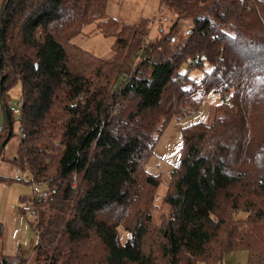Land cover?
Returning a JSON list of instances; mask_svg holds the SVG:
<instances>
[{"label": "trees", "instance_id": "16d2710c", "mask_svg": "<svg viewBox=\"0 0 264 264\" xmlns=\"http://www.w3.org/2000/svg\"><path fill=\"white\" fill-rule=\"evenodd\" d=\"M79 1L5 0L0 20V104L10 139L8 93L20 85L25 134L12 162L53 192L48 202H21L67 214L46 221L41 214L33 264H183V255L185 264H216L234 249L263 262L264 151L256 149L264 143V0H170L178 16L166 35L179 18L190 16L192 25L169 56L139 55L148 30L107 16L109 0L92 11ZM95 18L115 37L107 59L70 42ZM232 52L247 64L239 68ZM185 62L210 68L195 82L179 72ZM211 92L230 97L215 105L209 124L181 128L180 162L164 184L166 211L155 225L146 208L161 180L146 163L167 122L193 114ZM7 133L3 120L0 142ZM238 210L244 219H233ZM122 224L130 234L124 243Z\"/></svg>", "mask_w": 264, "mask_h": 264}, {"label": "rangeland", "instance_id": "374dc122", "mask_svg": "<svg viewBox=\"0 0 264 264\" xmlns=\"http://www.w3.org/2000/svg\"><path fill=\"white\" fill-rule=\"evenodd\" d=\"M80 9L87 7L89 10L102 9L103 0H89L85 3L83 0L79 1ZM170 0H109L106 4L105 14L114 17L126 24H136L148 30L146 40L142 43V50L138 54H142L145 50L148 53H163L171 55L177 51L181 44L186 39L188 29L192 25L190 16L179 18L175 27L168 35L169 28L176 20L178 14L168 10ZM84 10L78 11L82 12ZM77 13V12H76ZM104 13V12H103ZM97 15V13L95 14ZM105 17V15L103 16ZM104 19L95 18L94 20L84 23L80 30L75 33L70 42L91 54L94 57L107 59L111 55L112 45L115 37L112 35L106 36L102 33L98 25ZM164 37L167 40H162ZM161 42V45L152 48L154 44ZM159 45V44H158ZM140 56H136L134 64L137 63ZM231 59L238 62L240 68L242 64H247L244 54L232 52ZM135 66V65H134ZM133 66V67H134ZM210 68V67H209ZM208 65L204 64L202 68H189L188 62L182 63L179 66L180 73H187L189 78L198 82L207 71ZM20 85L14 86L9 91V99L7 101L8 108L12 115V136L6 142L0 153V177L6 178L0 180V255H5L8 262L19 261L21 264H33V257L31 255L34 245L37 242V227L34 219L23 215L20 212V207L23 202L22 199H29L31 195V187L29 184L30 176L22 172L14 166L12 159L16 156V150L19 144L18 135V120L19 108L17 104L20 101ZM230 94H226V99L220 97L219 93H208L202 101L199 108L191 115L186 116L180 120L175 118L170 119L158 137L153 154L148 159L145 169L147 172L159 176L161 185L159 190L148 195L147 212L152 215L155 225L162 221L165 208L162 205V195L165 194L164 184L173 168L180 162L182 149L181 128L197 122L209 124L213 118V110L217 103L222 105L229 99ZM257 115L255 112L252 115V133H256ZM3 124L2 111L0 107V129ZM263 139H261L262 141ZM260 141V142H261ZM58 137L54 140V144L58 143ZM259 154L264 151V143L256 149ZM50 152H48L49 154ZM143 202V199L140 198ZM42 210L39 214H43L46 221L49 217L56 218L65 214L58 211L57 207H51L49 204H41ZM138 208V206H137ZM68 213V211H67ZM129 212L127 211V215ZM126 215V212H125ZM234 220L244 219L246 213L243 211H235L233 213ZM40 219V217H39ZM127 219V218H126ZM264 226V225H263ZM236 227V226H234ZM118 238L121 243H124L130 236L125 224L117 227ZM147 238V245L153 247V239ZM93 259L98 256V251L91 252ZM31 255V256H30ZM183 264L186 263L187 256L183 255ZM192 264H214V261L205 263L201 258L199 261L190 260ZM216 264H258L255 260L249 258V253L246 249H234L226 251L221 258V261ZM260 264H264V261Z\"/></svg>", "mask_w": 264, "mask_h": 264}, {"label": "built area", "instance_id": "2783aa9c", "mask_svg": "<svg viewBox=\"0 0 264 264\" xmlns=\"http://www.w3.org/2000/svg\"><path fill=\"white\" fill-rule=\"evenodd\" d=\"M19 105L20 103L17 104L18 107ZM18 135L20 139H23L25 136L24 131L19 123H18ZM29 176H30L31 198L37 201H44V202L51 201L53 192L49 183L47 181H34L32 176L31 175ZM20 212L25 216L28 217L31 216L38 223L39 220L38 206H35L30 202H24L20 207Z\"/></svg>", "mask_w": 264, "mask_h": 264}, {"label": "water", "instance_id": "95a60500", "mask_svg": "<svg viewBox=\"0 0 264 264\" xmlns=\"http://www.w3.org/2000/svg\"><path fill=\"white\" fill-rule=\"evenodd\" d=\"M4 7H5V0H3L1 5H0V20L2 18ZM2 81H3V74H2L1 69H0V95H1V84H2ZM0 107H1V111H2L3 120L7 124V127H8V133L3 138V140L0 142V153H1L2 148L5 146L6 142L9 139L10 131H9V124H8L9 122H8L6 110L1 104H0Z\"/></svg>", "mask_w": 264, "mask_h": 264}, {"label": "crops", "instance_id": "0c3cea01", "mask_svg": "<svg viewBox=\"0 0 264 264\" xmlns=\"http://www.w3.org/2000/svg\"><path fill=\"white\" fill-rule=\"evenodd\" d=\"M2 1L3 0H0V5H1V3H2ZM3 117V116H2ZM15 166V165H14ZM31 195H29V197H30ZM28 199V198H27ZM25 202H28V201H25ZM46 205V204H45ZM38 208H39V211L40 210H42V206H38ZM42 212V211H41ZM41 212H40V214L38 215V217H40L41 216ZM31 217V216H30ZM32 219H34V218H32ZM34 221H35V219H34ZM39 221V220H38ZM35 224H36V227H37V222L35 221ZM31 255H32V253H31ZM30 255V256H31ZM0 264H21V262H19V261H12V262H8V260L7 259H5V255H0Z\"/></svg>", "mask_w": 264, "mask_h": 264}]
</instances>
